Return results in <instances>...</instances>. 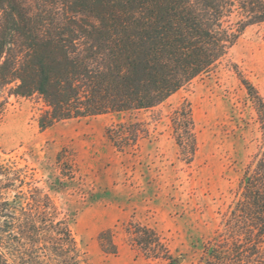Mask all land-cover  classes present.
Wrapping results in <instances>:
<instances>
[{
    "label": "rangeland",
    "instance_id": "obj_1",
    "mask_svg": "<svg viewBox=\"0 0 264 264\" xmlns=\"http://www.w3.org/2000/svg\"><path fill=\"white\" fill-rule=\"evenodd\" d=\"M244 82L264 101V22L246 27L210 73L146 110L41 130V99L4 88L0 165L13 177L10 200L26 207L36 189L48 196L86 264H199L204 245L225 236L243 169L262 144ZM186 112L193 153L173 124ZM121 123L145 133L121 148L106 135Z\"/></svg>",
    "mask_w": 264,
    "mask_h": 264
},
{
    "label": "trees",
    "instance_id": "obj_2",
    "mask_svg": "<svg viewBox=\"0 0 264 264\" xmlns=\"http://www.w3.org/2000/svg\"><path fill=\"white\" fill-rule=\"evenodd\" d=\"M263 22L264 0H0V117L6 87L41 99V130L152 108L210 73L246 27ZM244 85L262 144L243 169L225 236L204 245L199 264H264V101ZM176 114L178 145L185 138L193 153L190 114ZM137 127L121 123L106 135L123 148L145 133ZM10 175L0 165V264H86L48 196L36 189L21 208L10 200Z\"/></svg>",
    "mask_w": 264,
    "mask_h": 264
}]
</instances>
